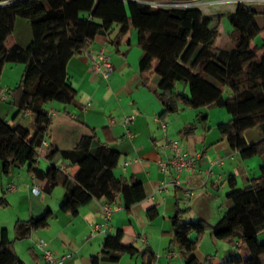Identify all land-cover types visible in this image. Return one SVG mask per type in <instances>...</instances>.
<instances>
[{"label": "trees", "instance_id": "1", "mask_svg": "<svg viewBox=\"0 0 264 264\" xmlns=\"http://www.w3.org/2000/svg\"><path fill=\"white\" fill-rule=\"evenodd\" d=\"M254 14L249 6L237 5L229 20L243 35L244 43L227 51L216 45L214 35L206 44L184 39L183 32L201 19V12L196 9L152 8L119 0H17L0 7V76L7 63L23 65L21 80L6 96L15 109L12 119H28L14 127L0 120L3 169L8 165H26L35 179L45 182L43 190L48 194L56 186H64L59 208L72 216L92 199L98 202L106 199L109 203L120 200L129 209L145 198L140 183L115 179L113 169L119 153L95 136L83 137L74 149L59 152L73 168L69 175L61 173L55 165L44 172L36 168L38 149L51 123L46 105L70 104L76 96L66 70L68 61L74 55L88 52V34L110 37L105 31L109 23L118 25L111 40L116 50L130 28L136 31L141 51L138 64L141 84L147 86L152 75L159 78L156 96L162 104L161 115L175 111L178 105L192 109L222 108L230 120L219 124L218 130L231 149L238 150L243 158L264 154V45L260 47V56L250 48L251 40L259 32ZM17 19L30 24L31 41L26 47L16 44L6 49L4 42ZM178 84L186 86L188 95L175 91ZM251 128H256L262 138L258 143L246 145L244 132ZM56 153L51 152L47 159L51 160ZM262 190L264 165L260 166V176L244 188L236 189L230 184L226 197L231 205L211 226L200 220L186 221L185 210L177 208L170 217L172 242L185 264H199L193 253L206 231L216 240L237 243L248 251L246 258L234 255L222 264H262L264 243L258 236L264 233V198L257 197ZM6 205L5 198L0 197V208ZM52 215L47 210L35 220H17L15 239L27 237L34 226L45 228ZM256 216L262 220L254 223L252 219ZM122 238L121 230L106 235L92 264H115L124 255L139 257L140 264H155L156 255L150 248L139 251L123 245ZM0 264H24L6 229L1 231Z\"/></svg>", "mask_w": 264, "mask_h": 264}, {"label": "crops", "instance_id": "2", "mask_svg": "<svg viewBox=\"0 0 264 264\" xmlns=\"http://www.w3.org/2000/svg\"><path fill=\"white\" fill-rule=\"evenodd\" d=\"M119 1L146 5L174 0ZM217 1L221 0H197L201 19L187 28L183 37L187 41L206 44L214 35L220 49H237L244 43V37L229 20L237 6L230 2L215 3ZM247 6L255 13L254 21L259 29L258 35L250 42V48L260 56V47L264 45V3L253 2ZM105 31L111 36L88 34V51L104 49L114 67L111 75L105 79L91 72L86 54L70 58L66 70L76 96L70 104L53 102L46 105L51 123L44 138L47 146L38 151L36 168L44 172L50 165H55L61 172L60 167L65 166L66 173H61L69 175L73 168L59 152L74 149L83 137L95 136L100 143L119 153L113 169L115 179L140 183L145 198L129 209H125L120 200L109 203L106 199L101 202L92 199L72 216L59 208L65 193L64 186L58 185L51 193H45V182L33 179L26 165H8L4 170L0 160V197H4L7 203L5 210L0 208V237L1 231L6 229L17 256L24 264H48L36 246L38 242H44L57 258L64 257L55 264H92V258L100 254L104 237L118 230L123 233V245L133 246L139 251L150 248L156 255L155 264H185L172 242L170 217L177 208L185 210L186 221L200 220L211 226L231 205L226 197L230 184L236 189L244 188L260 176V166L264 165V154L243 158L238 150L231 149L218 130L219 124L230 120L222 108L192 109L178 105L175 111L161 115L162 104L156 96L159 78L152 75L147 86L141 84L138 72L141 51L137 47L136 31L130 28L117 50L111 40L118 32V25L109 23ZM31 38L30 24L17 19L4 46L6 49L16 44L26 47ZM23 70L21 64L7 63L4 66L0 76V96L7 95V91L16 86ZM175 91L188 95L185 85H177ZM13 114L8 98L0 99V120L14 127L22 121L19 118L13 120ZM124 116H133V120L124 125ZM112 118L114 121L111 122ZM160 120L167 123L166 132L161 128ZM189 129L193 130L187 133ZM261 138L260 132L251 128L244 132L243 141L251 145L260 142ZM171 141L178 143L181 150L190 156L200 155L193 169L184 172L181 178L189 195L178 187H169L166 193L156 192L159 185L168 180L159 163L171 159V150L161 148L165 142ZM53 151L57 153L48 160V154ZM35 185L40 189L38 195L31 190ZM257 197L264 198V190ZM100 203L117 205L119 209L113 211L106 221ZM47 210L53 215L45 228L34 226L27 237L15 239L17 220H35ZM252 220L256 223L262 217L256 216ZM93 225H98L99 229L92 233ZM258 240L264 243V233L258 236ZM193 254L199 264H222L230 256L246 258L248 251L237 243L216 240L210 231H206ZM260 259L264 264V247ZM140 263L139 257L124 255L115 264Z\"/></svg>", "mask_w": 264, "mask_h": 264}, {"label": "built area", "instance_id": "3", "mask_svg": "<svg viewBox=\"0 0 264 264\" xmlns=\"http://www.w3.org/2000/svg\"><path fill=\"white\" fill-rule=\"evenodd\" d=\"M17 0H6L0 2V7L13 4ZM226 2H230L235 4L236 6L238 4H251L253 2H261L264 3V0H221L217 1L215 3L224 4ZM146 6L152 7V8H162V9H196L199 10V3L197 0H174L167 3H147ZM86 56H88L90 60V70L94 74H98L102 76L103 78L107 79L114 67L111 63L110 56L104 51V49L100 48L96 52L88 51L85 53ZM0 99L7 100L6 95L0 96ZM133 120V116H124L122 118V122L124 125L129 124ZM110 121H114V119H110ZM161 128L164 132L167 131L168 125L165 121L160 120ZM47 143L45 139L42 140L41 145L38 149L41 150L43 147H46ZM162 149H170L172 152V157L169 161L166 162H160L159 167L161 172L168 177V180L162 182L158 189L157 193L160 192H167L169 187H178L184 190V192L189 195L188 190L183 186V183L181 181L182 175L184 172L193 169L195 160L200 156L197 154L196 156H190L187 153L183 152L176 142H165L162 147ZM61 172L66 173V167L61 166L60 167ZM33 179H35L33 177ZM10 189H14L13 186L9 187ZM32 193L34 195H38L40 193V189L37 185L32 187ZM100 208L102 210V213L104 214L105 220H109L110 215L113 211L119 209L117 205H108L105 203H100ZM92 233L99 229L98 225H93L91 227ZM144 244H147V241L145 239H142ZM37 248L42 253V256L44 260L48 264H55L58 261H62L64 257L57 258L53 252L49 251L46 248V244L44 242H38L36 244Z\"/></svg>", "mask_w": 264, "mask_h": 264}, {"label": "rangeland", "instance_id": "4", "mask_svg": "<svg viewBox=\"0 0 264 264\" xmlns=\"http://www.w3.org/2000/svg\"><path fill=\"white\" fill-rule=\"evenodd\" d=\"M18 83H19V82H18ZM18 83H17V84H18ZM17 84H16V85H17ZM179 85H182V84H178V86H179ZM14 87H15V86H14ZM14 87H13V88H14ZM14 112H15V109H14ZM27 120H28L27 118H24V120H21V121H27ZM1 209H4V210H5V207H3V208H1Z\"/></svg>", "mask_w": 264, "mask_h": 264}]
</instances>
